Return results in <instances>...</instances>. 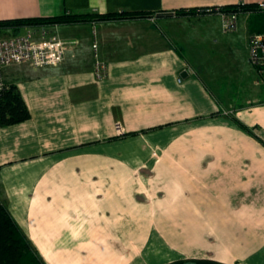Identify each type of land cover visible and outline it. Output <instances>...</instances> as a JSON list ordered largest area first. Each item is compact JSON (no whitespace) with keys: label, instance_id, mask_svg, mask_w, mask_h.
Returning <instances> with one entry per match:
<instances>
[{"label":"crops","instance_id":"0c3cea01","mask_svg":"<svg viewBox=\"0 0 264 264\" xmlns=\"http://www.w3.org/2000/svg\"><path fill=\"white\" fill-rule=\"evenodd\" d=\"M261 1L0 0V20L156 15L53 25L79 41L64 62L0 67L31 113L0 124V197L46 264H264V102L226 114L203 64L220 37L172 40L180 20H221L197 9Z\"/></svg>","mask_w":264,"mask_h":264},{"label":"trees","instance_id":"16d2710c","mask_svg":"<svg viewBox=\"0 0 264 264\" xmlns=\"http://www.w3.org/2000/svg\"><path fill=\"white\" fill-rule=\"evenodd\" d=\"M210 8H220V10L225 12H239L241 15L246 14L250 33L264 32V13L258 11V3ZM206 9L207 8H200L199 10L197 9V11L206 13ZM178 12L182 13L184 11L180 10ZM153 15H155L153 11L144 10H129L103 14L71 13L64 10L62 14L54 17L0 20V34L5 35L4 32L12 33V35L19 34L27 26L79 24L93 20H134L150 18ZM30 116V110L17 85L6 84V88L0 91V124L2 126L17 124L28 120ZM237 121L242 127L251 131L241 121ZM261 140L264 143V140ZM0 264H46L39 252L35 249L31 240L22 231L18 222L10 213L7 202L2 197H0Z\"/></svg>","mask_w":264,"mask_h":264},{"label":"rangeland","instance_id":"374dc122","mask_svg":"<svg viewBox=\"0 0 264 264\" xmlns=\"http://www.w3.org/2000/svg\"><path fill=\"white\" fill-rule=\"evenodd\" d=\"M207 14H211V13H207ZM242 16H243L241 21L242 27L239 29L238 32L231 33L234 34L231 36L225 35V37H221L222 36L221 33L223 31V30L221 31L222 19L218 20L217 18H214V20L206 19L203 21L202 20L197 21L193 19L190 20L189 22H186V20H180L178 26L176 28L173 27L174 29H172V31L175 30L176 32H178V34L174 35L175 38L173 37L174 39H172L176 43L182 42L181 41L182 36H185L188 39L191 37L196 38V37H200V35L203 32L207 34L206 40L210 36L213 37L217 35L218 38L220 37L219 38L220 42L211 43V44L209 42L207 43L210 46L208 52L209 57L204 59L203 64L207 66V70L209 72H215L216 75L213 78L214 79L217 78L218 84L217 87H215L214 91L217 94V96L221 97L222 101H224V109L227 110V112L230 115L232 114L233 111L234 113H236L237 111L242 110L244 107L249 108L250 106L264 102V89H262L261 87L262 84L264 85V79L260 80L259 84L257 83L258 79L260 78L257 74H255V72L250 67L249 62L247 61L248 46L252 33H250L249 31L248 19H247L248 17L246 16V14ZM155 17L156 15H153L150 18L153 19ZM93 21L82 22L79 24L94 23ZM186 24H189V26H186ZM57 25L59 24H56V26ZM52 33L66 42L67 52L69 50L71 51L72 50L71 48L76 46L77 44L79 45V41L77 40L71 41L65 39L64 38L66 37L65 34H62L58 31ZM96 34L97 36H94ZM95 38H97L99 41L97 28L93 26L91 31V44L89 45V48H91L92 50L93 60H94L93 44ZM228 40H230L232 43L234 41V45L236 47L233 50L230 45L231 42H229ZM222 42L227 43L226 47H229V50H227L226 52H220L218 50L217 52L216 51L213 52L212 50L218 47L223 51L224 46H221ZM187 45L185 44V46ZM192 55L195 56V54ZM192 58L194 59L195 57ZM196 62H198V58L196 59ZM226 65H230V66H226ZM30 66L33 67L32 65ZM242 103H244V105Z\"/></svg>","mask_w":264,"mask_h":264},{"label":"built area","instance_id":"2783aa9c","mask_svg":"<svg viewBox=\"0 0 264 264\" xmlns=\"http://www.w3.org/2000/svg\"><path fill=\"white\" fill-rule=\"evenodd\" d=\"M258 11L264 13V1L258 3ZM206 13H218L222 19V30L235 33L240 29L239 12H225L220 8H207ZM53 25L27 26L24 31L14 35L0 34V67L18 64H30L34 68L57 66L67 54L66 42L54 35ZM94 36H97L94 35ZM94 70L98 78L106 75L107 65L99 54V41L94 40ZM249 64L264 75V32L251 35L249 42ZM6 88V82L0 75V91ZM226 114H229L226 112ZM120 129V123H117Z\"/></svg>","mask_w":264,"mask_h":264}]
</instances>
